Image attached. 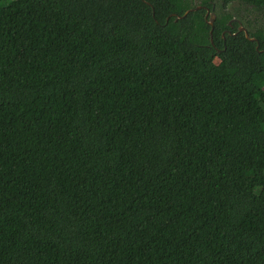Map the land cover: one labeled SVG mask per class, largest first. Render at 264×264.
<instances>
[{
  "label": "trees",
  "instance_id": "1",
  "mask_svg": "<svg viewBox=\"0 0 264 264\" xmlns=\"http://www.w3.org/2000/svg\"><path fill=\"white\" fill-rule=\"evenodd\" d=\"M233 3L264 18L0 0V264H264V26Z\"/></svg>",
  "mask_w": 264,
  "mask_h": 264
},
{
  "label": "rangeland",
  "instance_id": "2",
  "mask_svg": "<svg viewBox=\"0 0 264 264\" xmlns=\"http://www.w3.org/2000/svg\"><path fill=\"white\" fill-rule=\"evenodd\" d=\"M199 0H195V3H198ZM3 3V2H2ZM234 15H237V11L242 12V16L248 18L252 24L251 30L256 29L257 27L264 26V18L262 14L258 11H255L253 8L245 9L240 7L238 3H233L228 8Z\"/></svg>",
  "mask_w": 264,
  "mask_h": 264
},
{
  "label": "water",
  "instance_id": "3",
  "mask_svg": "<svg viewBox=\"0 0 264 264\" xmlns=\"http://www.w3.org/2000/svg\"><path fill=\"white\" fill-rule=\"evenodd\" d=\"M199 9H201V7H197L196 9H192V10H190V11H197V10H199ZM190 11H189V12H190ZM189 12H187L183 17H185ZM208 14H209L210 16H209V20H208L207 22H208V25L211 26L212 31H213V29H214V23H215V21H216L215 5H213V7H212L211 10L207 9V15H206V17L208 16ZM183 17H178V19H179V18H183ZM233 21H236V20H233ZM230 25H231V24H230ZM239 32H244L245 35H246V38H248V39H249L250 41H252V42L255 41L254 38H250L247 29L244 28L240 22H239ZM257 49H258V48H257Z\"/></svg>",
  "mask_w": 264,
  "mask_h": 264
},
{
  "label": "flooded vegetation",
  "instance_id": "4",
  "mask_svg": "<svg viewBox=\"0 0 264 264\" xmlns=\"http://www.w3.org/2000/svg\"><path fill=\"white\" fill-rule=\"evenodd\" d=\"M202 8H203L204 10H206V15H207V9H208V8H207L206 6L201 7V9H202ZM209 10H210V9H209ZM209 16H210L209 14H208L207 17L205 16L206 20H209Z\"/></svg>",
  "mask_w": 264,
  "mask_h": 264
}]
</instances>
